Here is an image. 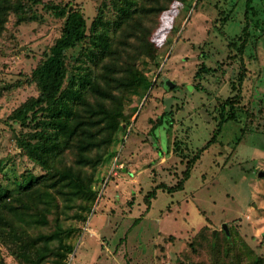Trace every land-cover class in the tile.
I'll use <instances>...</instances> for the list:
<instances>
[{
  "label": "rangeland",
  "instance_id": "obj_1",
  "mask_svg": "<svg viewBox=\"0 0 264 264\" xmlns=\"http://www.w3.org/2000/svg\"><path fill=\"white\" fill-rule=\"evenodd\" d=\"M42 1L79 8L90 29L105 0ZM246 8L247 0L175 1L160 15L148 52L137 60L141 87L126 93L88 156L83 178L91 211L84 213L80 201L65 210L59 198L62 236L73 247L65 264H248L247 250L264 256V0H251L247 16ZM36 9L37 19L21 25L11 15L0 37V184L15 195L25 174L45 173L17 143L41 128L6 121L38 97L32 72L65 22ZM123 31L117 39L127 50L144 46ZM79 52L67 53L69 72ZM236 96L224 115L235 119L219 128L221 105ZM180 183L174 194L156 189ZM0 264L22 263L0 242Z\"/></svg>",
  "mask_w": 264,
  "mask_h": 264
},
{
  "label": "trees",
  "instance_id": "obj_2",
  "mask_svg": "<svg viewBox=\"0 0 264 264\" xmlns=\"http://www.w3.org/2000/svg\"><path fill=\"white\" fill-rule=\"evenodd\" d=\"M175 1L186 3L189 0H105L88 29L79 8L42 0H0V37L11 15L16 17L17 25L35 21L37 6L65 19L61 36L47 58L32 72L30 81L39 88L38 97L28 99L6 121L41 128L19 136L17 143L45 173L38 177L25 174L16 195L0 184V242L20 263L44 264L56 258L55 264H65L67 255L73 252V247L64 241V231L59 225L62 214L59 198L65 200V210L80 201L84 213L91 211L93 201L88 197L83 178L84 169L91 164L88 156L102 141L112 115L121 111L126 93L141 87L137 60L148 52L160 15ZM110 8L114 11V19ZM123 30L144 46L127 50L129 44L124 45L117 39V33H125ZM243 30L245 35L251 33L248 27ZM72 49L80 52L69 72L67 53ZM135 52L139 53L134 55ZM199 76L200 71L196 77ZM242 81L243 77L240 85ZM234 102H238L237 96L221 105L219 128L226 119H235L233 113L224 117L227 106L232 110ZM163 119H159L158 126ZM215 138L216 134L213 140ZM201 153L190 161L183 181L190 179ZM66 155L73 164L66 163ZM156 189L174 193L182 190L183 184ZM155 195L153 191L150 199ZM150 199H146L148 208ZM76 215L79 220H87L84 214ZM51 226L55 231L50 234H32ZM244 256L248 264H264V256L254 255L250 250Z\"/></svg>",
  "mask_w": 264,
  "mask_h": 264
},
{
  "label": "crops",
  "instance_id": "obj_3",
  "mask_svg": "<svg viewBox=\"0 0 264 264\" xmlns=\"http://www.w3.org/2000/svg\"><path fill=\"white\" fill-rule=\"evenodd\" d=\"M251 0H247V8L249 7L248 6V4H249V2H250ZM252 7V6H251ZM247 8H246V11H247ZM252 10H254V8H251ZM245 14H246V12H245ZM174 87V86H173ZM210 144V143H209ZM204 152V151H203ZM203 152L201 153V154H203ZM202 156V155H201ZM201 158V157H200ZM194 169V167L192 168V170ZM191 170V171H192ZM178 192V191H177ZM174 193H176V192H174ZM174 193H170V194H174Z\"/></svg>",
  "mask_w": 264,
  "mask_h": 264
},
{
  "label": "water",
  "instance_id": "obj_4",
  "mask_svg": "<svg viewBox=\"0 0 264 264\" xmlns=\"http://www.w3.org/2000/svg\"><path fill=\"white\" fill-rule=\"evenodd\" d=\"M260 177H264V173H260ZM226 229V226L224 227ZM227 231V229H226Z\"/></svg>",
  "mask_w": 264,
  "mask_h": 264
}]
</instances>
